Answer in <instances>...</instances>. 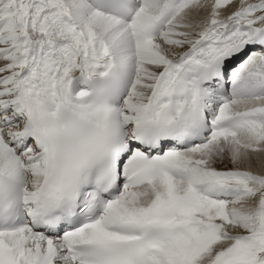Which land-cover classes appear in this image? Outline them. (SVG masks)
Instances as JSON below:
<instances>
[{"label":"snow or ice","instance_id":"obj_1","mask_svg":"<svg viewBox=\"0 0 264 264\" xmlns=\"http://www.w3.org/2000/svg\"><path fill=\"white\" fill-rule=\"evenodd\" d=\"M0 264H264V0H0Z\"/></svg>","mask_w":264,"mask_h":264}]
</instances>
